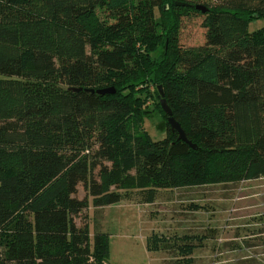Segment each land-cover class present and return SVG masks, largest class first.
I'll return each instance as SVG.
<instances>
[{
    "label": "trees",
    "instance_id": "1",
    "mask_svg": "<svg viewBox=\"0 0 264 264\" xmlns=\"http://www.w3.org/2000/svg\"><path fill=\"white\" fill-rule=\"evenodd\" d=\"M195 5L0 0V264H109L89 197L103 207L141 190L152 203L161 189L264 177V26L248 29L264 0ZM193 14L204 42L182 46ZM153 112L161 139L143 126Z\"/></svg>",
    "mask_w": 264,
    "mask_h": 264
},
{
    "label": "rangeland",
    "instance_id": "2",
    "mask_svg": "<svg viewBox=\"0 0 264 264\" xmlns=\"http://www.w3.org/2000/svg\"><path fill=\"white\" fill-rule=\"evenodd\" d=\"M192 1L203 5L217 0ZM201 21L199 14L183 18L182 46L203 44ZM262 26L260 18L251 21L248 29ZM150 90L153 93L154 87ZM146 116L145 130L153 139L163 138V117L158 112ZM77 189V196L83 197L82 185ZM121 193L122 200L113 206L95 207L89 197L84 211L91 240L97 230L109 234V264L264 263V177L161 189L152 203L145 202V191ZM83 220L75 218L77 224ZM148 242L157 250H150ZM183 245L191 247L186 255Z\"/></svg>",
    "mask_w": 264,
    "mask_h": 264
},
{
    "label": "water",
    "instance_id": "3",
    "mask_svg": "<svg viewBox=\"0 0 264 264\" xmlns=\"http://www.w3.org/2000/svg\"><path fill=\"white\" fill-rule=\"evenodd\" d=\"M177 4H182V5H189V3H185V2H177ZM191 5V4H190ZM196 9H200L201 11H205L206 8H204V6L202 5H195ZM158 89L160 91V105L162 110L166 113L167 115V123L170 127V129L172 131L176 130L178 133V138L182 139V140H186L184 131L182 130V128L180 127V124L174 119V117L172 116V111L170 109V107L167 105L164 97H163V92L161 90V86H158ZM114 90L112 88H102V89H98L97 93L100 94H104V93H113ZM189 142V141H188ZM190 143V142H189ZM192 147H194L193 144H190Z\"/></svg>",
    "mask_w": 264,
    "mask_h": 264
},
{
    "label": "crops",
    "instance_id": "4",
    "mask_svg": "<svg viewBox=\"0 0 264 264\" xmlns=\"http://www.w3.org/2000/svg\"><path fill=\"white\" fill-rule=\"evenodd\" d=\"M109 206H113V204L112 205H109Z\"/></svg>",
    "mask_w": 264,
    "mask_h": 264
}]
</instances>
